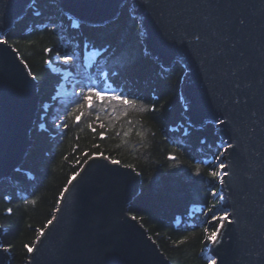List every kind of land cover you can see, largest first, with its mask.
<instances>
[{
	"label": "water",
	"instance_id": "obj_1",
	"mask_svg": "<svg viewBox=\"0 0 264 264\" xmlns=\"http://www.w3.org/2000/svg\"><path fill=\"white\" fill-rule=\"evenodd\" d=\"M34 0H0V35ZM78 25L104 28L129 0H56ZM145 52L164 69H186L185 116L215 125L227 152L219 197L230 213L205 257L217 264H264V0H132ZM243 21V23H241ZM197 36L199 40H197ZM9 43L0 45V184L24 165L40 109L38 83ZM30 73V74H29ZM219 163V164H220ZM140 175L103 156L69 183L52 223L26 264H171L129 206ZM0 228V264H9Z\"/></svg>",
	"mask_w": 264,
	"mask_h": 264
},
{
	"label": "trees",
	"instance_id": "obj_2",
	"mask_svg": "<svg viewBox=\"0 0 264 264\" xmlns=\"http://www.w3.org/2000/svg\"><path fill=\"white\" fill-rule=\"evenodd\" d=\"M7 38L35 77L40 96L33 145L25 163L13 179L0 184L1 241L4 248H11L9 264L27 263L30 252L25 245L34 248L41 231L54 219L70 181L95 156L132 167L140 175V192L129 213L137 217L171 264H207L204 253L211 244L203 230L218 228L220 221L203 226L201 220L204 211L212 206L216 210L220 203L212 193L221 186L217 175L210 173L216 172L224 143L215 125L196 129L188 124L182 96L186 69L180 64L164 69L145 52L141 23L132 15L131 3L114 23L92 28L63 15L56 0H34ZM46 47L53 51L45 54ZM57 49L61 57H74L63 65L72 72L64 98L57 97L62 75L45 63L52 59L61 65L56 60ZM94 52L98 56L85 71L87 79H79L86 56ZM101 52L106 55L101 57ZM89 82H104L117 92L141 99L127 109V116L118 103L109 106L110 115L96 103L77 124L64 113L70 110L74 93L80 91L78 85ZM97 114L103 128L95 119ZM186 236L190 238L179 244Z\"/></svg>",
	"mask_w": 264,
	"mask_h": 264
},
{
	"label": "snow or ice",
	"instance_id": "obj_3",
	"mask_svg": "<svg viewBox=\"0 0 264 264\" xmlns=\"http://www.w3.org/2000/svg\"><path fill=\"white\" fill-rule=\"evenodd\" d=\"M241 23H243V21H241ZM197 40H199L198 36H197ZM8 43H9V41H8L7 35L6 34L0 35V45H8ZM12 50L19 51V49H12ZM97 50L99 51V49H97ZM43 51L45 54H49L53 50L50 47H46V48H44ZM105 55L106 54L104 52H101V57H104ZM56 60L57 61L63 60V62L65 64H68L69 62L74 60V57L71 55H64L63 57H61L60 51H59V49H57ZM45 63L48 65H52L53 60L49 59V60L45 61ZM25 67L27 68V64H25ZM32 79H35V77L33 76ZM89 81H91V77H89ZM78 87L80 88V91L74 93L75 99L72 102L70 110H66L64 113L66 119L69 116L74 117L77 124H79L81 122L86 111L91 112L94 109V104H96V103H99L100 105L104 106V111L106 113H108L109 115L111 114L109 111V106L111 104L118 103L121 106H123L125 109V111L123 112V115L127 116L128 115L127 109L129 107L135 106L137 104V101L141 99L140 97L134 96L131 93L117 92L116 88H112L109 85L105 84L104 82H101L100 85H97L96 83L89 82L88 84L78 85ZM151 110L153 112H155L156 108L153 107ZM95 119L99 123V127L103 128L104 124L100 122L101 117L99 114L96 115ZM129 123H131V121H129ZM88 126H89V128L92 129L93 132L96 131V129L92 126L91 123ZM56 127H61V125H56ZM63 127L65 129H67V127H68L67 123H65L63 125ZM100 135H101V138L103 139L104 133L102 132ZM229 147H231V145H229ZM225 152H227V148L225 149ZM221 155H223V153H221ZM169 159L175 160L176 157L170 156ZM113 163H116V161H113ZM219 167H220V169H224L226 167V165L223 164V162H221L219 164ZM196 174L197 175L200 174L199 168L197 169ZM210 174L212 176L217 175L215 171L211 172ZM225 175H227V173H225ZM74 178L75 177H73V179ZM222 182H223V180L221 179V183ZM65 191H66V189H65ZM212 195L216 196L217 194L212 193ZM5 198H7V197H5ZM31 203L34 204L35 201L34 200L31 201ZM214 209H215V206L209 207L207 209V211L209 213H211V216L209 217V220L207 222L211 223L215 220H219L221 223L219 224L218 228H216L212 231H209L208 229L203 230L204 235L207 237V242L209 244H217L218 243L217 237H218L219 228H223V222L224 221H228L229 223L231 222L229 220L230 213H224L223 215L217 216ZM8 211H9V214H11L12 210L9 209ZM132 219L136 220L137 217L133 216ZM48 223L51 224L52 221L49 220ZM40 235H43L42 231H41ZM189 238L190 237L186 236L183 239L179 240L178 243L183 244ZM25 247L27 248L28 252L33 251L32 247H29L28 245H25ZM4 250L10 251L11 248H5ZM207 264H217L215 256L208 257L207 258Z\"/></svg>",
	"mask_w": 264,
	"mask_h": 264
},
{
	"label": "rangeland",
	"instance_id": "obj_4",
	"mask_svg": "<svg viewBox=\"0 0 264 264\" xmlns=\"http://www.w3.org/2000/svg\"><path fill=\"white\" fill-rule=\"evenodd\" d=\"M131 1L132 0H129V2L131 3ZM129 4V3H128ZM132 5V4H131ZM127 6H125L123 9H122V11L126 8ZM58 10H60L59 9V7H58ZM122 11H121V13H122ZM133 11V10H132ZM121 15V14H120ZM120 17V16H119ZM87 27V26H86ZM55 29H57V27L55 26ZM98 56V53L97 52H94L93 54H88L87 56H86V59H85V62H84V64L82 65V67L84 68V72L82 73L83 75L81 76V78L79 77V79H87L86 78V76L85 75H87L86 74V72H87V70L89 69V66H90V64H91V61H94V60H92V59H94V58H96ZM77 61H78V59L77 58H75ZM58 63H61V65L60 64H52V65H50V68L52 69V71L53 72H56V73H59V74H61L62 75V83L59 85V87H58V92H57V97L58 98H64L65 96H66V91L68 90V87H67V85H66V81H67V79L68 78H70V77H72V72H70V69H66V68H63V65H65V63L63 62V61H57ZM86 71V72H85ZM81 75V74H80ZM69 90H72V88H69ZM44 109H46V108H44ZM217 132H218V129H217ZM227 147H223L222 148V151L219 153V155H218V165H217V168H216V173H217V177H218V180H217V182H218V184L220 185V186H222V183H221V179L223 180V177H224V169L226 168H224V169H220V167H219V163H220V161H221V159L225 156V154H226V152H225V149H226ZM221 153H223V155H221ZM221 189V188H220ZM217 195L215 196L216 197V200L215 201H219L220 203L218 204V207H217V209L215 210V213H216V215L217 216H220V215H223L224 213L223 212H221L220 211V206H221V200H222V197H219L218 195H219V193H220V191L219 192H215ZM204 214H203V218H202V220H201V222L202 223H204V225L203 226H207L208 224H209V222H207L208 220H209V217L211 216V214L209 213V212H206V211H204L203 212ZM216 221V220H215ZM214 222V221H213ZM225 222L226 221H224L223 222V225L225 224ZM221 223V222H220ZM220 229V228H219ZM218 238V237H217Z\"/></svg>",
	"mask_w": 264,
	"mask_h": 264
},
{
	"label": "bare ground",
	"instance_id": "obj_5",
	"mask_svg": "<svg viewBox=\"0 0 264 264\" xmlns=\"http://www.w3.org/2000/svg\"><path fill=\"white\" fill-rule=\"evenodd\" d=\"M39 113H40V109H39ZM37 118H38V116H37ZM207 125H209V124H207ZM203 128H204V127H203ZM31 134H32V133H31ZM218 136H219V135H218ZM219 137H220V136H219ZM220 138H221V137H220ZM221 140H222V139H221ZM31 141H32V139H31ZM222 141H223V140H222ZM223 143H224V144H223V147H224V146L227 147V148L229 147V146H227V145L225 144L224 141H223ZM32 144H33V143H32ZM28 154H29V153H28ZM21 168H22V167H21ZM15 174H16V173H14V175H13V177H12L11 179L14 178ZM11 179H9V180H11ZM9 180H8V181H9Z\"/></svg>",
	"mask_w": 264,
	"mask_h": 264
}]
</instances>
